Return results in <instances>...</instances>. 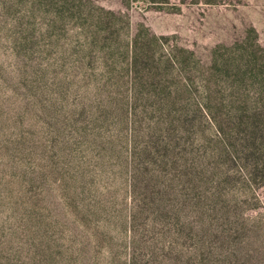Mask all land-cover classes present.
Masks as SVG:
<instances>
[{"label": "rangeland", "instance_id": "rangeland-1", "mask_svg": "<svg viewBox=\"0 0 264 264\" xmlns=\"http://www.w3.org/2000/svg\"><path fill=\"white\" fill-rule=\"evenodd\" d=\"M0 264H264V0H0Z\"/></svg>", "mask_w": 264, "mask_h": 264}, {"label": "trees", "instance_id": "trees-1", "mask_svg": "<svg viewBox=\"0 0 264 264\" xmlns=\"http://www.w3.org/2000/svg\"><path fill=\"white\" fill-rule=\"evenodd\" d=\"M97 123L99 122V121H96ZM102 123L104 122L103 120L101 121ZM64 134V133H63ZM60 135H62V133H57V135H55L54 137H53V140H54V142H55V144L57 145V146H59V149L60 150H63V152H64V156H65V158H66V160H67V150L66 151H64L65 150V148L67 149V146L65 147L64 146V140L63 139H61L59 142H57V141H55V139H57L58 140V137L60 136ZM56 145H55V149H56ZM62 156V155H61ZM61 164H62V161H59ZM63 166H65V161H63V164H62ZM60 166L58 169H57V171H56V174H58V175H61V178L63 179V180H65V173H66V171H65V169L64 170H62V169H60V168H64L63 166ZM40 176L41 175H32V177L31 178H29V180H32V181H36V180H40L39 178H40ZM62 180V181H63ZM63 184L65 185V187H68V184H67V182H66V180L65 181H63Z\"/></svg>", "mask_w": 264, "mask_h": 264}]
</instances>
